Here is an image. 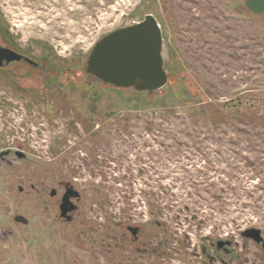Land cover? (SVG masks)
I'll use <instances>...</instances> for the list:
<instances>
[{"label": "rangeland", "instance_id": "1", "mask_svg": "<svg viewBox=\"0 0 264 264\" xmlns=\"http://www.w3.org/2000/svg\"><path fill=\"white\" fill-rule=\"evenodd\" d=\"M147 13L163 33L161 92L91 77L95 44ZM0 39L42 64L0 67V150L25 154L0 165V264H264L242 234L264 237V13L246 0H0ZM59 179L83 193L75 222L31 189Z\"/></svg>", "mask_w": 264, "mask_h": 264}, {"label": "water", "instance_id": "2", "mask_svg": "<svg viewBox=\"0 0 264 264\" xmlns=\"http://www.w3.org/2000/svg\"><path fill=\"white\" fill-rule=\"evenodd\" d=\"M246 6L255 13H264V0H246ZM163 33L152 13L134 24L118 28L104 35L94 46L88 59L87 70L95 79L118 87L136 86L138 89L159 90L168 83L162 55ZM23 58H31L0 42V67ZM24 216H20L23 219ZM19 219V220H20ZM24 222H27V219ZM134 232L137 226H131ZM243 236L263 243L261 229L249 228ZM230 240H218V250H228ZM213 260V258L211 259Z\"/></svg>", "mask_w": 264, "mask_h": 264}, {"label": "flooded vegetation", "instance_id": "3", "mask_svg": "<svg viewBox=\"0 0 264 264\" xmlns=\"http://www.w3.org/2000/svg\"><path fill=\"white\" fill-rule=\"evenodd\" d=\"M19 52V51H18ZM22 53V52H20ZM24 54V53H22ZM27 56L26 54H24ZM28 57V56H27ZM31 58V57H29ZM33 61H30L28 59L23 58L22 60H16L14 62H11L9 64H5L3 67H10L12 65L19 64V63H26L28 65H32L33 67H42V65L35 59L31 58ZM88 66V61H87ZM87 70V67H86ZM88 73V70H87ZM89 74V73H88ZM91 77H94L93 75H90ZM105 82V81H104ZM109 83V82H107ZM121 88V87H120ZM122 88H134L139 91H146L151 93H159L164 88H161L159 90H149V89H138L136 86H130V87H122ZM18 156L20 158H23L25 156L24 151L21 149H7V150H0V165L2 164H12L13 161L9 158L10 155ZM45 185H42L41 187L35 183L31 184V189L37 193V195H41V200L45 203L44 206L46 207L47 211L51 209L54 213V217L60 221H63L65 223H72L76 221L77 215L81 211V205L83 203V193L82 191L76 187L75 183L71 180L67 179H59L56 182H53L49 185V188L46 189ZM20 193L24 191L23 186H19ZM24 216L23 219H20V216ZM27 219V222H24ZM15 221L19 223L27 224L29 223V218L21 213H17L14 216ZM20 219V220H19ZM131 226L135 225H128L127 226V232L131 233L133 236L132 241H136L138 239V235L140 232V227H138V231L134 232V229L131 228ZM5 234L7 233V229H3Z\"/></svg>", "mask_w": 264, "mask_h": 264}, {"label": "trees", "instance_id": "4", "mask_svg": "<svg viewBox=\"0 0 264 264\" xmlns=\"http://www.w3.org/2000/svg\"><path fill=\"white\" fill-rule=\"evenodd\" d=\"M0 42L2 43V40L0 39ZM3 44V43H2ZM3 45H7L6 43L3 44ZM28 57H30L29 55H27ZM32 58V57H31ZM34 59V58H33ZM20 64V63H19ZM41 64V63H40ZM42 65V64H41ZM32 66V65H31ZM33 67V66H32ZM41 67V66H40ZM33 68H36V67H33Z\"/></svg>", "mask_w": 264, "mask_h": 264}]
</instances>
